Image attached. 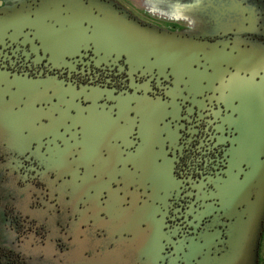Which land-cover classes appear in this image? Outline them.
<instances>
[{
    "label": "flooded vegetation",
    "instance_id": "af4514ba",
    "mask_svg": "<svg viewBox=\"0 0 264 264\" xmlns=\"http://www.w3.org/2000/svg\"><path fill=\"white\" fill-rule=\"evenodd\" d=\"M159 1L0 0V264H264V0Z\"/></svg>",
    "mask_w": 264,
    "mask_h": 264
},
{
    "label": "water",
    "instance_id": "95a60500",
    "mask_svg": "<svg viewBox=\"0 0 264 264\" xmlns=\"http://www.w3.org/2000/svg\"><path fill=\"white\" fill-rule=\"evenodd\" d=\"M108 7H117L115 3L108 1ZM113 19L108 15V34L111 31H114L116 34L114 38L118 41H121L122 45L125 46L126 50L129 51L134 59H138L137 57L141 56V48L143 44L146 46L145 50L143 51L144 55H149L154 53H158L159 55H163L168 51V49L160 47V43L157 40H154V36H152V32L149 30L140 27L136 21H131L129 24L119 25L109 20ZM131 25V27H130ZM109 36V35H108ZM124 42L126 44H124ZM171 54L179 53L180 49H175L172 47ZM180 54V53H179ZM170 56L169 53L166 54ZM181 55V54H180ZM183 65V64H182ZM253 261L252 264H255L256 254L253 252L251 254Z\"/></svg>",
    "mask_w": 264,
    "mask_h": 264
},
{
    "label": "rangeland",
    "instance_id": "374dc122",
    "mask_svg": "<svg viewBox=\"0 0 264 264\" xmlns=\"http://www.w3.org/2000/svg\"><path fill=\"white\" fill-rule=\"evenodd\" d=\"M108 1L109 2L111 1V2L115 3V5L117 7H125V6L132 7L131 5H129L128 2H126V0H108ZM133 1L135 3V0H133ZM161 6L163 7L164 5H163V2L159 1V0H153L151 3H147V5H146V7H161ZM110 12H112V11H110ZM110 12H108V15H109V17H111L113 19H110L109 21L113 22L115 24H117L116 22H118V21H121V23H123V24H129V22H131V21H136L134 19L129 18V16L120 15L119 11H117L118 13L112 12V14ZM137 23L139 24L140 27H143L144 29L151 31L152 32V34H151L152 36H157V35L164 36L163 34H160V33L156 34V30L154 28H149V27H146V26L144 27L139 22H137ZM130 27H131V25H130ZM256 260H257V252H256ZM263 260H264V253H263Z\"/></svg>",
    "mask_w": 264,
    "mask_h": 264
},
{
    "label": "snow or ice",
    "instance_id": "6c2138e0",
    "mask_svg": "<svg viewBox=\"0 0 264 264\" xmlns=\"http://www.w3.org/2000/svg\"><path fill=\"white\" fill-rule=\"evenodd\" d=\"M243 255H244V245L243 243H240L232 251L231 264H241Z\"/></svg>",
    "mask_w": 264,
    "mask_h": 264
},
{
    "label": "crops",
    "instance_id": "0c3cea01",
    "mask_svg": "<svg viewBox=\"0 0 264 264\" xmlns=\"http://www.w3.org/2000/svg\"><path fill=\"white\" fill-rule=\"evenodd\" d=\"M153 1V0H152ZM151 0H126L132 7H146L147 3H151Z\"/></svg>",
    "mask_w": 264,
    "mask_h": 264
}]
</instances>
